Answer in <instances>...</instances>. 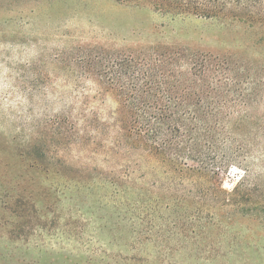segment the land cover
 Masks as SVG:
<instances>
[{"label":"rangeland","instance_id":"obj_1","mask_svg":"<svg viewBox=\"0 0 264 264\" xmlns=\"http://www.w3.org/2000/svg\"><path fill=\"white\" fill-rule=\"evenodd\" d=\"M158 44L264 77V25L145 2L0 0V264H264V82L247 86L245 167L173 171L113 147L107 65ZM30 145L40 171L17 186L15 154ZM33 181L50 195L27 200ZM10 209L23 217L9 223Z\"/></svg>","mask_w":264,"mask_h":264},{"label":"trees","instance_id":"obj_2","mask_svg":"<svg viewBox=\"0 0 264 264\" xmlns=\"http://www.w3.org/2000/svg\"><path fill=\"white\" fill-rule=\"evenodd\" d=\"M115 1L145 2L167 14L237 21L252 28L264 25L262 0ZM107 66L101 88L114 95L117 103L112 117L113 147L137 149L173 171H205L231 160L245 167L246 116L242 111L256 97L247 91L248 84L258 87L264 82L259 67L251 68L233 56L159 44L118 54ZM18 151L14 165L24 174L17 175V186L25 174L40 171L38 157L42 155L35 145ZM190 163L196 168L189 167ZM37 183L33 181L26 193L16 186L18 195L25 193L32 201L33 195H50L49 189ZM242 192V183L232 189V195ZM9 212V223L23 217L17 210Z\"/></svg>","mask_w":264,"mask_h":264}]
</instances>
